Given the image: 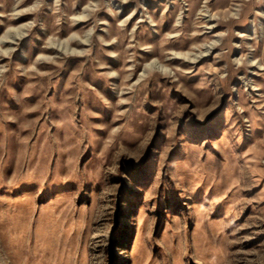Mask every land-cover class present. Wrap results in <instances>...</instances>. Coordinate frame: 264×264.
<instances>
[{
	"label": "rangeland",
	"instance_id": "obj_1",
	"mask_svg": "<svg viewBox=\"0 0 264 264\" xmlns=\"http://www.w3.org/2000/svg\"><path fill=\"white\" fill-rule=\"evenodd\" d=\"M0 264H264V0H0Z\"/></svg>",
	"mask_w": 264,
	"mask_h": 264
},
{
	"label": "bare ground",
	"instance_id": "obj_2",
	"mask_svg": "<svg viewBox=\"0 0 264 264\" xmlns=\"http://www.w3.org/2000/svg\"><path fill=\"white\" fill-rule=\"evenodd\" d=\"M20 31H21V29H20ZM22 32H23V31H22ZM22 32L18 34L19 37L22 36V35H24ZM13 37H14V36H13ZM7 38H8V37H7ZM9 38H10V37H9ZM88 40H89V39H88ZM73 52H74V51H71L70 53H73Z\"/></svg>",
	"mask_w": 264,
	"mask_h": 264
}]
</instances>
